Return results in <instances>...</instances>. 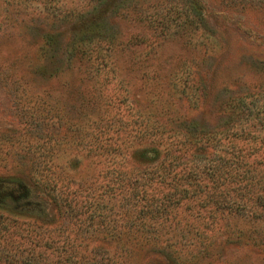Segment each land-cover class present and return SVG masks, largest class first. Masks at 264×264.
Masks as SVG:
<instances>
[{
  "label": "rangeland",
  "instance_id": "1",
  "mask_svg": "<svg viewBox=\"0 0 264 264\" xmlns=\"http://www.w3.org/2000/svg\"><path fill=\"white\" fill-rule=\"evenodd\" d=\"M198 1L208 33L183 26V0H0V264H264V252L226 243L221 228L217 245L194 259L188 249L122 247L105 224L62 213L48 191L32 188L39 150L51 152L43 165H53L69 190L83 184L80 203L113 207L112 227L121 211L109 172L122 167L99 154L103 143L89 141L92 134L110 130L118 143L122 131L144 130L151 115H194L199 86L205 95L196 102H206L212 120L228 115L229 98L248 92L264 106V2ZM99 7L113 12L104 32L116 47L109 60L102 49L98 64L76 57L70 44L97 34L82 21ZM55 31L57 47L47 44ZM95 149L99 156L89 154Z\"/></svg>",
  "mask_w": 264,
  "mask_h": 264
},
{
  "label": "trees",
  "instance_id": "2",
  "mask_svg": "<svg viewBox=\"0 0 264 264\" xmlns=\"http://www.w3.org/2000/svg\"><path fill=\"white\" fill-rule=\"evenodd\" d=\"M183 2V26L210 32L200 2ZM112 15L113 12L108 13L104 8H93L82 25L88 32L97 34L71 43L72 54L97 60L99 64L105 49L109 60L116 39L104 30L109 29ZM58 36L56 31L49 33L47 44L57 47ZM204 95L205 90L199 86L191 102L194 115H168L161 121L155 114L153 118L151 115L144 130L135 134L122 131L118 143L110 130L90 136L89 141L103 143L104 151L100 150L99 154L118 157L122 167L109 172L110 198L119 199L121 211L113 219L117 224L113 223L112 227L107 219L109 214L112 216L113 207L109 209L101 202L94 204V208L93 203H80L84 199L83 184L69 190L63 182L59 184V172L53 165H43V158L53 159L51 152L39 150V163L34 160L35 167L29 172L32 179L36 175L32 188L48 191L51 203L62 213L73 217L87 214L90 222L105 224V234L123 243L122 247L142 250L162 246L176 254L188 249L194 259L213 246V233L221 228L226 233V243L264 252V106H258L257 99L252 98L255 94L248 92L229 98L225 105L228 115L212 120L203 112L206 102H196ZM95 151L89 154L99 156ZM100 205L108 208L109 213L105 214ZM198 246L199 251L194 253ZM45 263L46 260L22 262Z\"/></svg>",
  "mask_w": 264,
  "mask_h": 264
}]
</instances>
